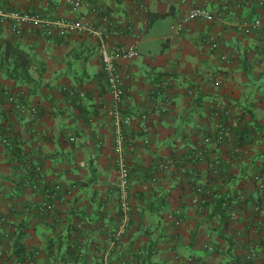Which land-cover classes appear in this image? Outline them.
Masks as SVG:
<instances>
[{"label":"crops","instance_id":"crops-1","mask_svg":"<svg viewBox=\"0 0 264 264\" xmlns=\"http://www.w3.org/2000/svg\"><path fill=\"white\" fill-rule=\"evenodd\" d=\"M72 1L0 0L1 12L28 16H0V49L8 40L27 51L36 81L0 71V264H264V40L251 28L264 21V5L79 0L74 8ZM194 7L214 20L193 19L175 33ZM34 17L85 28L61 36L52 23L46 35ZM101 41L136 51L118 60L122 132ZM119 131L130 213L110 245L121 221ZM30 164L41 166L38 183L62 185L51 214L33 209L42 195L22 181ZM248 251L257 257L247 261Z\"/></svg>","mask_w":264,"mask_h":264},{"label":"built area","instance_id":"built-area-1","mask_svg":"<svg viewBox=\"0 0 264 264\" xmlns=\"http://www.w3.org/2000/svg\"><path fill=\"white\" fill-rule=\"evenodd\" d=\"M73 7H77L80 4L79 0H73L72 2ZM259 5H264V0H259ZM0 16L2 18L6 16H11L15 19H28L27 15H18L17 13L8 15L0 11ZM215 16L209 12L204 7H194L189 12L185 13L179 21L177 22L174 30L175 33L181 32V30L184 27V24L190 20L193 19H206V20H214ZM39 27L43 29V32L46 35L52 34L53 27L52 23L57 26V33L61 36L65 35L67 31L73 30V29H82L85 28L83 25H78L71 21H42L37 17L33 18ZM251 28L257 32V34L264 40V21L260 18H256L251 23ZM11 30L13 32H19V28L16 25L11 26ZM94 32V31H93ZM97 32V31H95ZM100 34V32H97ZM136 56L135 47L125 46V47H117V48H111L107 46V43L101 41V64H102V72L105 77L106 84L108 86V89L110 90L113 98V103L115 105V112L117 113V124L121 125V122L123 121L119 115V103L124 97V88L121 81V76L118 72V60L119 59H127L131 60ZM223 58H225L223 56ZM191 92V91H189ZM7 100L13 105V107L17 110L23 111L25 109V106L23 103L20 102V100H17L13 95H8ZM29 111L33 115L34 119L38 118V110L35 106H31L29 108ZM125 122L128 121V119L124 120ZM1 129V124H0ZM119 138L116 141L115 146V165L117 169V185L119 187L120 192V211H121V221L115 230V232L110 236L109 243L110 245L115 244V242L125 233L127 229V225L129 222V213H130V203H129V190H128V180H129V167L126 161V158L124 156L123 152V146H122V138L121 133L119 131ZM216 139L223 140L225 137V127L223 124H218L217 126V132L215 135ZM2 142L8 146L10 142L6 139H3ZM166 164L161 163L159 167H165ZM33 175L31 178H29L32 181V184H34L35 187H39L40 193L42 195V199L40 202L35 204L33 206V209L40 215H46L51 214L54 212L55 202L61 195V192L63 191L62 185L58 182H50L46 184H40L38 183L40 180V175L42 173L41 166L39 164H34L33 168ZM259 188H261L264 191V180L259 181ZM66 193H70V190H67ZM264 197V195H263ZM3 223L5 222V219L3 218L1 220ZM209 249H212V247H209ZM36 252L32 253L29 258L31 261L36 257ZM257 257L256 251H248L245 255V259L247 261L253 260Z\"/></svg>","mask_w":264,"mask_h":264},{"label":"trees","instance_id":"trees-1","mask_svg":"<svg viewBox=\"0 0 264 264\" xmlns=\"http://www.w3.org/2000/svg\"><path fill=\"white\" fill-rule=\"evenodd\" d=\"M34 61L32 56L18 45L10 43L8 40H4V43L0 49V71L3 74L13 79L16 82H22L27 84L36 83L32 77L30 68ZM124 122H121V132ZM34 164H30L26 167V173L22 175V181L29 179L33 175ZM19 264H25L22 259L18 261Z\"/></svg>","mask_w":264,"mask_h":264}]
</instances>
